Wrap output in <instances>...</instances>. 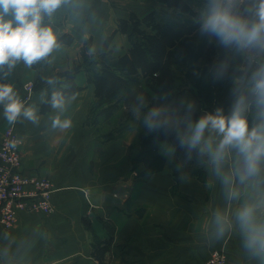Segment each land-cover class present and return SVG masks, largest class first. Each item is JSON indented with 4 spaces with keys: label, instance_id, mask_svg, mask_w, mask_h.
<instances>
[{
    "label": "crops",
    "instance_id": "1",
    "mask_svg": "<svg viewBox=\"0 0 264 264\" xmlns=\"http://www.w3.org/2000/svg\"><path fill=\"white\" fill-rule=\"evenodd\" d=\"M150 10L143 0H67L51 18L44 17L59 47L31 67L21 61L11 71L7 66L0 70V83L12 84L18 96L25 82L34 84L25 107L34 108L38 119L21 116L14 124L23 142L22 167L48 177L54 186L51 214L20 210L11 229L0 231V264H99L92 256L94 235L111 237L104 264H206L213 249H223L230 264H264V258L245 247L237 219V212L251 204L264 220L258 181L263 166L257 176L241 183L242 157L236 149H230L218 167L207 149V160L187 162L177 159L171 143L160 141L156 152L165 158L163 167L146 173L139 158L138 109L132 112L137 122L112 138L97 136L88 124L94 100L88 74L98 66H83L85 39L91 36L88 53L97 56L118 18ZM63 34H71L72 42L60 43ZM128 46L126 34L116 32L113 54ZM75 67L79 70L74 81L81 89L65 98L63 112L52 107L40 112L48 80ZM194 102L191 109L199 111L200 102ZM57 116L70 120L71 126L53 127ZM10 125L0 106V136ZM189 135L187 126L182 136ZM209 136L206 131L205 138ZM219 139L211 134L213 149Z\"/></svg>",
    "mask_w": 264,
    "mask_h": 264
},
{
    "label": "trees",
    "instance_id": "2",
    "mask_svg": "<svg viewBox=\"0 0 264 264\" xmlns=\"http://www.w3.org/2000/svg\"><path fill=\"white\" fill-rule=\"evenodd\" d=\"M171 11L165 19H160L157 10L143 15L130 11L126 18L116 21V28L108 34L99 55L88 53L92 38H86L81 48L83 66L94 62L98 69L90 71L88 82L94 87V100L90 106L88 124L97 136L112 138L132 125L133 110L141 112V126L137 133L140 144L139 158L146 165L145 172L150 173L163 167L165 158L156 152V144L167 141L172 144L177 159L182 161H204L208 156L198 147L189 150L187 143H181L183 134L190 121H197L205 113H214L217 108L229 115L235 100L244 95L252 100L253 75L264 66V51L225 47L217 37L211 53L204 64L197 66L208 44L202 34L196 44L190 40L202 30V24L209 13L213 0H159ZM254 0H242L241 12L250 7ZM172 12L177 14L173 15ZM46 17V16H45ZM116 32L126 34L129 46L120 54H113L111 41ZM71 34L58 38L60 43H71ZM191 46L193 47L191 49ZM73 70L59 74L50 84L47 95L39 106L44 113L51 108L54 92L68 97L79 91L81 86L74 81ZM63 77V78H62ZM186 85V86H185ZM186 88H185V87ZM191 91L201 104L199 111L189 108L187 101L181 102L184 89ZM250 106L246 112L249 124L258 122V111L252 113ZM159 115L153 122L159 126L149 129L145 123L151 111ZM163 111L173 116V123L164 118ZM114 135L103 128L111 125ZM264 167V162L261 163ZM261 188L260 198L264 200V175L258 177ZM111 237L92 238V256L99 264H104V255L109 249Z\"/></svg>",
    "mask_w": 264,
    "mask_h": 264
},
{
    "label": "clouds",
    "instance_id": "3",
    "mask_svg": "<svg viewBox=\"0 0 264 264\" xmlns=\"http://www.w3.org/2000/svg\"><path fill=\"white\" fill-rule=\"evenodd\" d=\"M67 0H0V70H8L18 62L31 67L45 60L58 48L57 36L51 26L44 24V17L51 18ZM242 0H213L211 9L202 24V30L218 38L225 47L236 46L264 50V0L241 12ZM10 17V18H8ZM7 18V19H6ZM252 100L240 95L233 104L229 115L217 108L214 113H205L194 124L189 123L190 135L181 143H187L189 150L199 145L207 149L213 162L219 167L230 149H236L242 157V168L238 170L239 180L255 177L264 162V66L253 77ZM49 84H54L52 79ZM66 100L62 93L54 92L51 107L63 112ZM0 106L8 124H15L24 118L36 122L38 117L32 107H25L14 86L0 83ZM250 106L258 111V122L249 126L246 112ZM191 109V105H189ZM159 113L151 111L145 123L149 129L158 127L153 118ZM53 127L67 129L70 120L53 119ZM210 134L205 138V132ZM211 134L219 136V142L213 149ZM14 146V145H13ZM237 219L245 234V247L254 255L264 258V220L258 219L256 206L245 205L237 212Z\"/></svg>",
    "mask_w": 264,
    "mask_h": 264
},
{
    "label": "built area",
    "instance_id": "4",
    "mask_svg": "<svg viewBox=\"0 0 264 264\" xmlns=\"http://www.w3.org/2000/svg\"><path fill=\"white\" fill-rule=\"evenodd\" d=\"M24 105L33 92V82L22 86ZM22 138L14 124L0 136V231L7 232L20 210L51 214L54 186L48 177L27 173L22 167ZM14 145V146H13ZM206 264H230L223 249H213Z\"/></svg>",
    "mask_w": 264,
    "mask_h": 264
},
{
    "label": "rangeland",
    "instance_id": "5",
    "mask_svg": "<svg viewBox=\"0 0 264 264\" xmlns=\"http://www.w3.org/2000/svg\"><path fill=\"white\" fill-rule=\"evenodd\" d=\"M143 2H146V6L148 5L150 8H153V9L157 10V11H158L159 18H160L161 20H162V19H165L166 16H167V14H168V12L171 11L170 9L166 8V7L164 6V4L160 3L159 0H143ZM133 4H134V3H133ZM249 6H251L250 2H249ZM172 13H173V15L177 14L176 12H172ZM202 34H205L206 38L208 39V44H207V47H206V49H205V51H204V53H203L204 55H203L201 58H199V59L197 60V63H196L197 66H200V65L204 64L205 59H206V56H208V55L211 53L212 45H213V42H214V40H215V36H214V35H212V34L209 33V32H205V31H203V30H200V31H199L198 33H196V35L190 40V43H191V44H196V43H198V42H197V39H198ZM192 48H193V47L191 46V49H192ZM263 51H264V50H263ZM185 86H186V85H185ZM185 86H184V87H185ZM185 88H186V87H185ZM184 90H185V91H184L183 95L180 96L181 102H185V101H187V102L189 103V105H190V102H191V105H194V104H195L194 99H196V98L193 96V94L191 93V91L188 90V88H187V89H184ZM196 100H197V99H196ZM252 109H253V110H252V113H254V112H255V108H252ZM162 113H163V115H164V118H165L167 121L173 119V116H172V114H171L170 112H168V111H163ZM116 122H117V120H114L113 123H112L110 126L107 125V124H104V125H103V128H104L105 130H109L110 133H112V134L114 135L115 133H114V131L112 130V127L116 125ZM133 122H134V123L137 122V119H136L134 116H133L132 121H130V123H133ZM139 122H140V126H141V117H140Z\"/></svg>",
    "mask_w": 264,
    "mask_h": 264
}]
</instances>
